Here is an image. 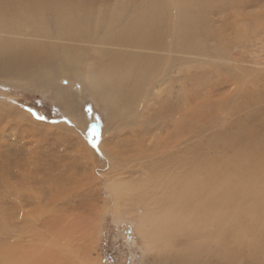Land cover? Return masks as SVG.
<instances>
[{"label":"rangeland","instance_id":"1","mask_svg":"<svg viewBox=\"0 0 264 264\" xmlns=\"http://www.w3.org/2000/svg\"><path fill=\"white\" fill-rule=\"evenodd\" d=\"M93 1L96 10L90 8L88 18L96 24L101 21V7L111 11L119 2L130 7L146 0ZM245 1V6L234 8L227 3L208 15L212 31L224 35L226 41H220L218 35L201 34L205 49L197 46L185 54L178 49L173 53L169 48L114 45L116 35L108 39V46L60 41L41 33L38 37L6 36L18 44L12 54L6 50L14 69H19L15 67L19 53L30 52L20 49L25 42L42 46L48 54H52V44L62 52H75L81 56L77 60L81 65L70 79L65 96L58 94V86L35 89L10 84L0 71V257L10 255L0 264H64L67 260H74L71 264L158 263L147 239L149 225L156 226L158 234V227L170 221L159 222L157 211L136 197L145 195L138 187L143 178L141 168L146 165L162 170L156 158L159 148L152 154L145 151L153 147L149 139L168 146L166 152L174 147L176 152L183 151L188 144V161L194 169L204 157L198 143L207 149L206 143L213 136L235 132L239 124L264 128V0ZM88 3L79 0L75 5L85 7ZM125 26L105 23V30L113 27L112 32L123 34ZM132 57L146 69L157 71L151 83L158 82V88L150 85L157 103L142 100L133 116L115 119L114 111L99 101V95L82 85L90 79V69L104 72L109 63L133 62ZM59 86L62 89L68 84ZM169 87H173L172 92H164ZM243 91L250 95L249 106L244 104L247 94ZM180 96L186 97L189 106L190 122L183 129L178 122L186 108ZM167 101L172 104L166 114L170 119L153 115L151 111ZM251 106L261 113H255L256 109L253 113ZM166 122L178 124V129L167 135V139L177 136L168 145L163 142L166 134L162 131ZM117 128L121 136L116 135ZM134 129L138 134L127 133ZM186 133L189 143L182 144ZM173 248L169 250L175 251Z\"/></svg>","mask_w":264,"mask_h":264},{"label":"bare ground","instance_id":"2","mask_svg":"<svg viewBox=\"0 0 264 264\" xmlns=\"http://www.w3.org/2000/svg\"><path fill=\"white\" fill-rule=\"evenodd\" d=\"M78 1L0 0V37L1 35L38 37L41 33L43 37L60 41L108 46L110 43L108 39L116 35L114 45L165 51L169 48L168 52L173 53L178 49L185 54L195 51L197 46L205 43L201 34L218 35L220 41L227 40L221 33L212 31L208 20L212 10L227 3L232 4L234 8L248 3L245 0H146L129 7L119 2L111 11L107 10V6L101 7L104 8L98 14L102 17L101 21L92 24L88 18L89 9L96 10V3L93 0H86L91 3L85 7H78L75 5ZM58 15L59 18L54 21ZM104 16L110 17L111 20H106ZM105 23L108 26L126 24L125 32L123 34L112 32L113 27L105 30ZM101 31L104 33L101 34ZM12 42L8 38H0V71L8 76V82L35 89L58 86V94L65 96L70 88V79L81 65L77 61L81 60V56L75 52L73 54L62 52L55 44L50 46L52 54H48V50L44 51L42 46L35 47L25 42L24 47L20 49L27 48L30 52L19 53L15 65L19 69H14L7 60V51L10 50L12 54L13 48L18 46ZM1 49H5V52ZM131 59L133 62L109 63L103 69L105 73L90 69L88 72L90 79L86 81V85H82L99 95V101L103 102L107 109L114 111L115 119L123 115L133 116L142 100L151 105L157 103L154 99L156 93L153 95V92H150V85L158 88V82L151 83L157 71L146 69L145 65L137 62L136 57ZM164 76L166 77L165 74ZM59 83L68 84V87L62 86L61 89ZM169 88L164 92L171 93L173 87ZM243 92L247 94L243 98L244 104L249 106L250 95L246 91ZM180 98L186 108L184 114L179 116L178 122L183 129L190 122L187 111L189 106L186 97ZM151 101L153 103H150ZM171 106L172 104L167 101L151 112L158 117L160 114L168 117L166 114L171 110ZM253 109L256 108L253 107L251 110ZM256 111L261 113L260 109L259 111L256 109L255 113ZM252 112L254 113V110ZM196 113L195 110V115ZM169 119L170 117L165 120ZM178 124L172 126L173 124L166 122L163 129L160 126L166 134L163 142L167 145L169 141L177 138L174 134L167 139V135L178 129ZM254 125L239 124L235 132H221L213 136L206 143L209 145H206L207 149L199 147L201 144L198 143L197 147L203 150L204 157L194 169L188 161L190 152L188 144L184 146L183 151L176 152L174 147L168 148L166 152L168 146L149 139L153 147L149 146L145 151L152 154L159 148L156 158L162 170L159 167L154 169L142 165L143 178L138 181V187L139 190L143 188L146 196L141 192V196L140 194L135 196L138 202L147 204L157 211L156 218L160 219L159 222L170 221L169 224L158 227L161 228L158 234L156 226L149 225L150 235L147 239L157 264H264V139L261 138L264 128H257ZM116 131V135L121 136L118 128ZM134 131L138 134L137 129L127 133L134 135ZM187 136L186 133L185 138L181 139L182 144L188 142ZM159 142H162V139ZM175 146H178V143ZM229 151L232 153H227ZM214 154L221 156L219 158L211 156ZM169 247L177 248L171 251ZM1 257L0 261L4 262L10 255L6 257L4 255L2 259ZM64 258L63 263L67 260L66 255ZM71 262L74 260H67L64 264Z\"/></svg>","mask_w":264,"mask_h":264},{"label":"snow or ice","instance_id":"3","mask_svg":"<svg viewBox=\"0 0 264 264\" xmlns=\"http://www.w3.org/2000/svg\"><path fill=\"white\" fill-rule=\"evenodd\" d=\"M93 134H95V130L93 131ZM95 147V145H93Z\"/></svg>","mask_w":264,"mask_h":264}]
</instances>
